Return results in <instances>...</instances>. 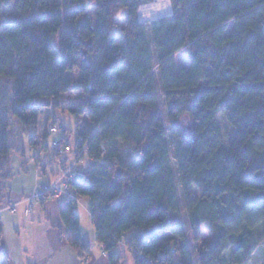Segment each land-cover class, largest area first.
Segmentation results:
<instances>
[{"label": "trees", "instance_id": "obj_1", "mask_svg": "<svg viewBox=\"0 0 264 264\" xmlns=\"http://www.w3.org/2000/svg\"><path fill=\"white\" fill-rule=\"evenodd\" d=\"M13 1L19 18L0 23V186L11 114L27 132L66 108L87 119L80 140L65 126L29 144L87 142L95 163L71 189L91 202L110 264L131 252L134 264H248L264 223V0H174L173 16L148 24L142 0H0V11ZM78 94L79 105L67 99ZM47 118V132L64 125L56 111ZM76 208L63 203L61 216L86 255Z\"/></svg>", "mask_w": 264, "mask_h": 264}, {"label": "crops", "instance_id": "obj_2", "mask_svg": "<svg viewBox=\"0 0 264 264\" xmlns=\"http://www.w3.org/2000/svg\"><path fill=\"white\" fill-rule=\"evenodd\" d=\"M47 125L48 118L39 122L33 135L41 138L46 134ZM17 131L10 158L11 175L0 186V219L3 226L0 259L7 257L9 264H110L109 256L104 255L103 247L97 240L90 217L92 204L88 199L78 197L70 190L76 200L82 237L90 247L86 255L73 248L66 238V226L60 211L64 203L61 198L47 196L34 204L29 202L39 196L45 187L55 183L60 167L54 161L51 147L43 150L38 160H34L36 149L30 147L29 140H26L30 130L23 132L22 128H17ZM128 255L132 254H126V264H130Z\"/></svg>", "mask_w": 264, "mask_h": 264}, {"label": "rangeland", "instance_id": "obj_3", "mask_svg": "<svg viewBox=\"0 0 264 264\" xmlns=\"http://www.w3.org/2000/svg\"><path fill=\"white\" fill-rule=\"evenodd\" d=\"M153 2H154V0H142V6H141V8L143 6H146L148 4H151ZM173 14H174V8L172 6V12L169 15H167V16H164V17L159 18V19H156V20L148 21V20H145V19L141 18L140 15H139V20L143 24H148V23H151V22H154V21L163 19V18L171 17V16H173ZM19 16L20 15H19V13H18V11H17V9L15 7V2L13 1V2H11L10 6L8 8L0 11V23L1 22H4V21H8V20L18 19ZM126 16H127L126 12H123L119 16V22L122 25L125 22ZM233 30H234V24L233 23H230L229 24V29H228V34H231L233 32ZM56 46L59 48V45L57 44V42H56ZM176 63H177L178 70H180L182 68H187L188 65H189V63L187 62V60H185V58L183 57L182 54H179L176 57ZM82 97L83 96H81V95L78 94V95L68 96L67 99L69 101L74 100V102L76 101L74 103V105H79L82 102ZM54 111H56V113L58 114V116L61 118V120H62V122L64 124L63 126L64 127L66 126L70 130H73L71 133H69V136L68 137H69L71 143L73 141L72 144H74V142L78 138H80L79 135L83 132V130H84L83 129V126H85V124H86L85 121H87V119H84L85 121L82 120V119H80L78 121L77 117L74 116L73 114H71L66 108H61V109L55 110L53 107H51V108H49L46 111V113L44 115H42V117L40 118V122H44L47 119V116L49 115V113H51V112L53 113ZM11 122H12L13 130L15 131V133H18L17 128L20 127V121L17 119V117H15V116H13L11 114ZM78 123H79V125H81V127H77V124ZM35 132H36L35 128L34 127H31L30 128V133L31 134H34ZM45 133L47 135H49L48 132H47V130L45 131ZM54 139H56L55 136H50V137H47L45 139V141L47 143H49L50 146H51V144H53L55 142ZM26 140H29V136L26 137ZM43 150H45L44 147H43V145H40L38 148H36V150L34 151V160H38V157L41 156V153L43 152ZM72 150H73V154H69L68 160H73L74 158L76 159V156L75 155L77 154V151L74 148ZM54 156L55 157L56 156L58 157L56 151L54 152ZM128 159H130V155H126L125 156V160H128ZM87 162H89V163L86 164ZM90 164L92 165L93 162L91 160L87 159V160H85L84 165H81L78 168H80L83 171H85L86 170L85 168H87V167H85V165H87L89 167ZM76 166H78V164H76ZM59 167H60V171H59L58 177H57L55 183H53V184L50 185V186L56 185V187H59V188H58V190L55 189L56 191L54 193L53 192H48L47 194H48L49 197H52V198H58V199L61 198L64 203L65 202H68L69 200H73V203H74V202H76V200H75V197L71 196V193H70L71 187H69V189H67L68 190L67 192H64V189H63L62 186H66L65 181H64V183L62 182V185H61L60 179H61V177H62V175H63L64 172L62 171L61 166H59ZM175 169H176V164H175ZM33 199H35V198H33ZM36 200H39V199L36 198L35 201ZM29 202L32 203L31 200ZM14 212H16V210ZM254 232H255L256 239L258 241L259 247L256 250L255 254L249 259L248 264H264V223L262 225L258 226L257 228H255L254 229ZM200 235H201L200 240L196 242V248L197 249H200L201 246L209 238V233L206 230H204L203 232H201ZM121 244H124V243L123 242H120L119 245H121ZM131 250H130V252H131ZM226 256L228 257V255H226ZM128 258H129V261H130V264H131L132 261H133V255H128ZM87 259H89V258H87Z\"/></svg>", "mask_w": 264, "mask_h": 264}, {"label": "built area", "instance_id": "obj_4", "mask_svg": "<svg viewBox=\"0 0 264 264\" xmlns=\"http://www.w3.org/2000/svg\"><path fill=\"white\" fill-rule=\"evenodd\" d=\"M140 11H141V8L139 10V15H140ZM140 17H141V15H140ZM66 133H67L66 128L62 124H58L57 122L52 123L48 128V134L49 135L50 134L65 135ZM79 140H80V138H79ZM52 145L56 149V152L58 155V157L56 158V162L59 166H61L62 171L64 172V173L62 172L63 175L60 179L61 185H62V182L64 183V181L66 183V186H62L64 189V192H67L68 191L67 189H69V187H71V184H73L74 182H81V183L87 182L88 178H87L85 172L82 169L78 168L81 165H84L85 160H87V159H89L93 163H95V161L92 158L86 157V154L88 152L87 142L82 145V148L79 151H77V154L75 155L76 159L74 158L73 161L68 160V157H67L68 153L73 154L72 147L69 144V142H62L59 140H55V142ZM88 163L89 162H87L86 164H88ZM97 163H101V164L106 165L108 162L106 160H101ZM76 164H78V166H76ZM85 167H87V165H85ZM58 188L59 187H56V185L48 186V187L44 188L43 192L39 196H37L36 198L45 199L48 196V194H47L48 192L54 193L56 190H58ZM35 199H31L32 204H34ZM68 202L73 203V200H69ZM73 204H74V206L77 205L75 202ZM13 211H15V209H13ZM104 255H106V253H104Z\"/></svg>", "mask_w": 264, "mask_h": 264}, {"label": "bare ground", "instance_id": "obj_5", "mask_svg": "<svg viewBox=\"0 0 264 264\" xmlns=\"http://www.w3.org/2000/svg\"><path fill=\"white\" fill-rule=\"evenodd\" d=\"M151 5H152V3L148 4L146 6H143L141 8V11H140L141 18L148 20V21H152V20H156V19L162 18L164 16H167L172 12V7L163 11V12H159V13L152 12ZM145 12H150L151 15L146 17L144 15Z\"/></svg>", "mask_w": 264, "mask_h": 264}, {"label": "clouds", "instance_id": "obj_6", "mask_svg": "<svg viewBox=\"0 0 264 264\" xmlns=\"http://www.w3.org/2000/svg\"><path fill=\"white\" fill-rule=\"evenodd\" d=\"M174 0H154V2L151 5L152 12H163L173 6ZM144 15L150 16V12H145Z\"/></svg>", "mask_w": 264, "mask_h": 264}]
</instances>
